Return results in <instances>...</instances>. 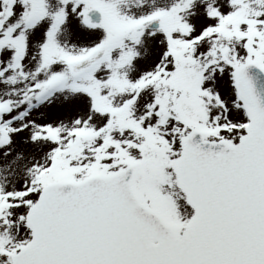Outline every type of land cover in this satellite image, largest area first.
Here are the masks:
<instances>
[{"label": "snow or ice", "instance_id": "6c2138e0", "mask_svg": "<svg viewBox=\"0 0 264 264\" xmlns=\"http://www.w3.org/2000/svg\"><path fill=\"white\" fill-rule=\"evenodd\" d=\"M0 264H264V0H0Z\"/></svg>", "mask_w": 264, "mask_h": 264}]
</instances>
